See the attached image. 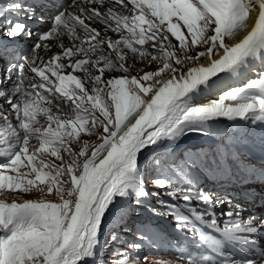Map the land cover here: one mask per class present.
<instances>
[{"label":"snow or ice","instance_id":"6c2138e0","mask_svg":"<svg viewBox=\"0 0 264 264\" xmlns=\"http://www.w3.org/2000/svg\"><path fill=\"white\" fill-rule=\"evenodd\" d=\"M73 4L75 12L57 0L0 3V58L34 36L33 52L50 38L62 49L46 61L19 54L6 69L10 86L0 87V264H104L106 248L120 257L108 264H160L139 254L156 247L147 226L127 239V219L145 206L191 241L177 249L183 264H257L225 249L250 248L264 220L214 202L190 170L240 169L223 120L264 127V0ZM49 8L47 29L34 32ZM192 133L222 143L178 159L171 146ZM220 204L229 206L222 227ZM109 222L123 231L106 230Z\"/></svg>","mask_w":264,"mask_h":264},{"label":"bare ground","instance_id":"6f19581e","mask_svg":"<svg viewBox=\"0 0 264 264\" xmlns=\"http://www.w3.org/2000/svg\"><path fill=\"white\" fill-rule=\"evenodd\" d=\"M9 2H11V1L10 0H0V3H4V4H7ZM115 10L119 11V9H115ZM66 11L67 12H75L76 8L74 6H72V7L68 8ZM124 14H127V13L125 12ZM92 26L98 27V28L103 27V26H100L97 24H93ZM103 34L104 33L102 31V35ZM107 35L113 39L117 38V35L112 33L111 31H108ZM17 42L20 44L21 47L27 48L31 51V53L29 54V57L37 56V57H39L45 61L48 60L53 54L62 51V49L58 46L57 41L54 39H51V38L49 41L44 42L48 45V48H43V49L37 50L36 52H33L31 50L32 46L29 44V41L19 40ZM63 44H64V47H66V48L71 47V44L67 38H65L63 40ZM145 47L150 48V45H145ZM15 49H16V51L0 58V81H2V84H0V87L10 86V81L6 78L5 73H6V69L8 66V62H9L8 59L10 58V55H16V53H17V47ZM48 49H50V51ZM128 62L132 63L131 60H129ZM146 63H147L146 61H144V62L138 61L137 62V69L139 70V69L145 68ZM154 67H155V65H148L146 70H152ZM12 79L13 80L16 79L15 70L13 71ZM213 97H215V94H213ZM202 99L207 100V97H203ZM222 120H223V118H222ZM230 123L231 122H227L226 120H223L221 126H222L223 130L228 134V136H231L234 138V143H233L232 147L234 148L235 151H237L239 153L240 158L243 157V159H246V161L249 162L250 159L246 157V151L244 150V147H246L248 144H252V145L256 144L259 147L260 146L264 147V127H261L259 125L253 127L250 124L245 125L242 122H237L235 124H232L230 127L229 126ZM213 140L222 142V140L220 138H217V137H214ZM256 166H257V164H256ZM243 167L240 166V169H237V167L234 166V169L230 174H221L220 172L214 173V174H216V178H217L215 180H219V181L215 184H209V185L206 184L207 187H214L215 186V188L213 190H207L205 192L214 194L212 196V199L214 202L217 200H224L226 198V199L232 201L233 207L235 205H240L237 203L236 200L230 198L228 195L221 194L220 190H221V188H224L223 190L227 193H229L231 190H233L231 186H228L230 183L223 182L224 180H226V178L228 176L232 177V176L236 175L235 179L238 183L237 186L239 184L243 183L244 181L249 180L248 177L252 175V172H250L249 169H245L242 171ZM250 167L252 170H254L255 166L250 165ZM238 172H248L246 174L247 179H245L244 177H242L240 175H237ZM257 175H259V172L257 173ZM193 204L195 205L196 202ZM240 206L244 209V218H247L249 216L256 217L257 218L256 222L259 223L258 222L259 219L257 217L258 215L256 214L257 212L255 211V213H253L252 207L250 208V207H245L242 205H240ZM227 207H229L227 204H220L217 207L218 222H220L221 227L223 226V219H225V218L219 217V211L221 208H227ZM201 210H202V207H197V211H201ZM154 220H158L159 222L155 223V222L151 221V225L153 228H155V227L159 228V226H162L161 223L166 222V220L163 218H160V216H156V219H154ZM164 237H165L166 241L169 239L170 241L176 240L175 242H179V246H177L178 249L191 250V241L185 239V236L181 235V233H179V232L170 231V232H167L166 236H164ZM166 241H165V243H167ZM177 257H178V253L176 255V260L171 261L170 263H167V264H183V262ZM255 261L257 262V264H259V263L264 264V260H260V259L256 258Z\"/></svg>","mask_w":264,"mask_h":264},{"label":"rangeland","instance_id":"374dc122","mask_svg":"<svg viewBox=\"0 0 264 264\" xmlns=\"http://www.w3.org/2000/svg\"><path fill=\"white\" fill-rule=\"evenodd\" d=\"M173 39V38H172ZM174 40V39H173ZM214 137L211 136H206V135H198L195 133L188 134L184 137H182L174 146L172 147V150L175 152L176 156L178 159H183L185 157L189 158H195L198 154L208 151L209 149L215 148L216 145L222 143L219 141H214ZM33 143H36L38 145V142L33 141ZM241 165L240 166H245L246 159L240 158ZM58 163V162H57ZM235 165H232V170L233 171ZM244 168V167H243ZM222 174V173H221ZM153 177L159 175L157 173L152 174ZM190 175L191 178L195 184V186L198 189H201L203 191L207 190H213L214 187H207L206 184H215L219 180H215L216 174L213 172H208L206 170H201V169H191L190 170ZM214 178V179H213ZM210 179V180H209ZM232 180V179H230ZM149 191H159V192H166V188H155L151 184V182L148 183L147 185ZM205 189V190H204ZM28 198H34L32 196H29ZM165 200H169L170 198L167 195H164L162 197ZM157 197L153 196L150 198L148 203L153 207V208H159V205L156 203ZM171 202V201H170ZM176 203L180 204L182 202L176 201ZM195 203V201L193 202ZM182 211L185 212V214H188L187 210L182 209ZM160 218L165 219L163 216H160ZM156 219V216H153V214L148 210V207L145 206L142 211L140 212L139 215L133 214L130 218L127 219L126 226L131 228L133 230L132 233L127 234V239L128 240H134L135 239V231L137 229H140L141 226H147L149 230V235H152L155 237V245L156 247H152L149 245H145L144 248L141 249L140 255L141 256H147L148 260H155L157 262H160V264H167L170 263L171 261L176 260V255L178 252L177 249L179 246V242H175L176 240H167L165 239L164 236H166L167 232L170 231H175L174 226H173V220L171 217H168L166 222L161 223L162 226H159V228H153L151 225V221L157 223L159 222ZM111 229V230H116L119 232H122L123 229L119 227L118 224H113L111 222L106 224V230ZM165 241L167 243H165ZM169 241V242H168ZM115 247V245L113 246ZM120 247H124V245H120ZM134 251V250H132ZM102 256L104 258V264H108L110 259H119L120 257H113L112 256V249L111 248H106L105 251L102 253ZM178 258V257H177Z\"/></svg>","mask_w":264,"mask_h":264}]
</instances>
